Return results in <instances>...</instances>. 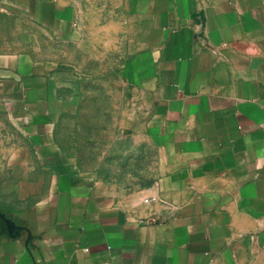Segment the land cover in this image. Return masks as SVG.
Returning <instances> with one entry per match:
<instances>
[{"label":"crops","instance_id":"crops-1","mask_svg":"<svg viewBox=\"0 0 264 264\" xmlns=\"http://www.w3.org/2000/svg\"><path fill=\"white\" fill-rule=\"evenodd\" d=\"M86 36L126 60L147 186L57 137ZM0 264H264V0H0Z\"/></svg>","mask_w":264,"mask_h":264},{"label":"rangeland","instance_id":"rangeland-1","mask_svg":"<svg viewBox=\"0 0 264 264\" xmlns=\"http://www.w3.org/2000/svg\"><path fill=\"white\" fill-rule=\"evenodd\" d=\"M125 61L116 46L92 44L88 36L66 45L55 71L57 137L82 168L129 187L147 186L156 153L139 126Z\"/></svg>","mask_w":264,"mask_h":264},{"label":"built area","instance_id":"built-area-1","mask_svg":"<svg viewBox=\"0 0 264 264\" xmlns=\"http://www.w3.org/2000/svg\"><path fill=\"white\" fill-rule=\"evenodd\" d=\"M151 221H153V222H154V221H156V219H154V218H153Z\"/></svg>","mask_w":264,"mask_h":264}]
</instances>
